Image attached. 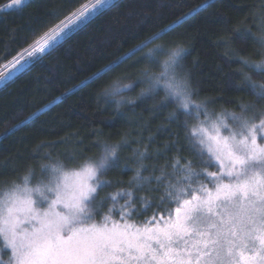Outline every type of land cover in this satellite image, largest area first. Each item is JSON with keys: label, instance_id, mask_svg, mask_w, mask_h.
Masks as SVG:
<instances>
[{"label": "snow or ice", "instance_id": "6c2138e0", "mask_svg": "<svg viewBox=\"0 0 264 264\" xmlns=\"http://www.w3.org/2000/svg\"><path fill=\"white\" fill-rule=\"evenodd\" d=\"M23 3L24 0H10L8 8ZM113 6V0H86L67 14L62 7L50 8L47 15L59 22L43 31L12 61L0 66V84L7 85ZM207 6L197 5L196 9ZM260 8L261 11L251 13L253 20L259 18V34L242 21L235 28L225 27L223 30L229 34L218 41L242 65L236 69L241 80L230 82L229 88L251 99H238V111L210 112L207 105L213 99L193 98L198 90L192 88L188 73L182 70V61L189 51L183 45L165 49L162 44H155L141 57L159 70L141 69V82L148 87L140 98L163 91L165 99L161 105H177L170 119L174 120L177 113L195 116L197 123L189 127L185 122L184 127L189 151L203 167L196 168L194 161L187 159L182 164L181 157H174L172 171L144 176L143 171L149 167L143 162L149 155L148 148L133 149L139 166L128 182L131 186L106 192L113 187V181L101 177L121 168L118 150L127 144L126 139L117 143L93 141L102 154L99 158L84 157L83 162L79 159L84 156L83 149L65 153L76 162L73 168L46 154L49 163L40 165L47 176L45 180L32 186L34 171L30 170L18 178L20 183L5 181L0 186V264H264V0H260ZM60 16L63 18L59 19ZM180 19L153 32L148 43L174 32ZM218 22L227 24L226 19ZM234 42H239L241 48L232 47ZM141 44L147 48V43ZM249 45L261 57L259 60L239 54ZM140 47L137 45L136 49ZM161 55L165 56L162 61ZM111 68V64L106 65L92 77H86L81 86L94 83ZM245 69L253 71L258 79ZM130 87L113 81L102 94L115 98ZM116 104L119 107L120 101L116 100ZM179 144L175 140L164 148ZM157 154L162 153L158 150ZM12 163L10 157L0 167ZM69 175L76 178L72 183L68 181ZM153 180L155 187L145 189ZM161 186L164 191L159 196H137L141 190L159 192ZM121 199L123 204H119ZM109 201L111 207L102 214L101 209ZM154 202L157 211L151 217L143 221L133 219L148 211ZM166 203L168 207H163ZM5 250L10 251L7 261L2 255Z\"/></svg>", "mask_w": 264, "mask_h": 264}, {"label": "trees", "instance_id": "16d2710c", "mask_svg": "<svg viewBox=\"0 0 264 264\" xmlns=\"http://www.w3.org/2000/svg\"><path fill=\"white\" fill-rule=\"evenodd\" d=\"M84 2L86 0H55V3L24 0L21 6L8 8L10 0H0V66L59 22L47 15L50 8L62 7L67 14ZM113 4L61 47L42 57L7 85L0 86V165L13 158L12 164L0 167V186H4L5 181L20 183L18 178L27 175L30 170L34 171L30 182L44 180L47 176L41 172L40 165L49 163L46 154L69 168H73L76 162L69 160L65 153L83 149L84 156L79 158L80 162L84 157L93 155L99 158L102 149L93 143L95 140L107 143L127 140V144H122L118 150L121 168L108 171L101 177L113 181V187L105 189L106 192L131 186L128 182L139 166L133 149L148 148L149 155L143 162L149 167L143 171L144 176H158L161 170L172 171L174 157H181L182 164L187 159L194 161V167H203L189 151L186 139L184 124L187 122L191 127L194 115L177 113L174 120L170 119L177 105L168 102L162 106L161 101L165 99L163 91L140 98L141 92L148 87L147 83L141 82V69L159 70L141 58L155 44H162L165 49L175 48L178 44L189 49L182 61V70L188 73L192 88L198 90L195 99H213L214 102L207 105L209 111H238V99H251L242 92L230 90V82L241 80L236 69L242 65L218 41L221 36L229 34L223 30L225 27L235 28L242 21L253 33L259 34L256 26L259 18L253 20L251 13L261 11L260 0H113ZM202 4L208 6L196 9ZM178 17L182 19L178 21V26L174 25V32L148 43L147 38L153 32ZM223 19L227 20L226 25L218 22ZM45 21L49 22L45 24ZM142 41L147 43V48L143 47ZM137 45L141 46L140 50L136 49ZM232 47L240 49L241 45L234 42ZM239 54L254 60L261 58L254 53L251 45ZM159 59L162 61L165 56L161 55ZM109 64L112 65L110 71L95 79L94 83L87 82L86 87L81 86L86 77H92L93 73ZM245 71L258 79L253 71ZM113 81L131 87L124 90L121 96H104V88ZM116 100L120 101L119 107ZM25 120L27 124L20 123ZM64 138H67L66 141L60 143ZM80 140H83L82 144L78 143ZM175 140H179L180 144L165 150L164 145ZM42 141L44 145L38 147ZM177 148L183 150L177 151ZM158 150L162 154L158 155ZM165 165L168 167L165 168ZM116 181L124 183L116 184ZM150 186L155 187L154 180L152 185H145V189ZM163 191L161 186L159 192L141 190L137 196L156 197ZM123 203L121 199L119 204ZM109 207L110 201L101 209L102 214L107 213ZM163 207H168L167 203ZM155 211L154 202L148 211L133 219L143 221ZM2 255L7 261L10 251L5 250Z\"/></svg>", "mask_w": 264, "mask_h": 264}, {"label": "rangeland", "instance_id": "374dc122", "mask_svg": "<svg viewBox=\"0 0 264 264\" xmlns=\"http://www.w3.org/2000/svg\"><path fill=\"white\" fill-rule=\"evenodd\" d=\"M13 60V59H12ZM12 60H10V61H12ZM7 64V63H6ZM2 84H0V86H1ZM194 98V97H193ZM195 99V98H194ZM197 99V98H196ZM195 99V100H196ZM197 101H201V100H199V99H197ZM230 111H233L232 109H229ZM211 112V111H210ZM204 117L203 116H201V119H203ZM195 123H197V121H196V118H195V116H194V120H193V125L195 124ZM47 178V177H46ZM46 178H44V180L46 179ZM76 178L74 177V176H72V175H69V177H68V181H69V183H72L74 180H75ZM39 181H41V180H39ZM37 182L38 181H33V182H30V184L32 185V186H35L36 184H37Z\"/></svg>", "mask_w": 264, "mask_h": 264}]
</instances>
